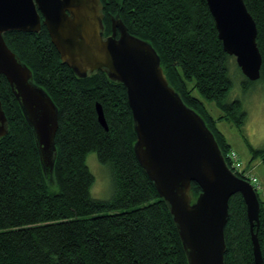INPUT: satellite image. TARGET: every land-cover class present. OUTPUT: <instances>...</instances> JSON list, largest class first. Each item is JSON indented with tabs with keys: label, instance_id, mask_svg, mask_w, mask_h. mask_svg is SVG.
Listing matches in <instances>:
<instances>
[{
	"label": "trees",
	"instance_id": "obj_1",
	"mask_svg": "<svg viewBox=\"0 0 264 264\" xmlns=\"http://www.w3.org/2000/svg\"><path fill=\"white\" fill-rule=\"evenodd\" d=\"M100 2L103 36L111 33V18L117 16L131 35L152 45L169 83L211 130L230 167L233 149L217 121L228 119L241 128L247 115L241 100H227L233 86L228 59L233 56L223 50L206 0ZM244 3L256 24L262 58L258 79L264 82V0ZM2 36L56 104L58 125L56 157L47 177L32 129L0 74V101L8 122L0 138V264H188L168 206L134 154L136 136L123 84L103 70L77 76L61 62L43 24L37 32L14 29ZM242 76L244 85L252 82ZM202 99L214 101L221 114L212 116ZM96 103L107 129L98 121ZM91 151L110 167L113 189L107 199L90 195L94 178L85 159ZM250 151L264 165V148ZM244 172L235 174L247 179ZM199 192L191 182L192 200ZM257 196L254 231L264 264V201ZM224 239V264H255L239 193L228 201Z\"/></svg>",
	"mask_w": 264,
	"mask_h": 264
},
{
	"label": "water",
	"instance_id": "obj_2",
	"mask_svg": "<svg viewBox=\"0 0 264 264\" xmlns=\"http://www.w3.org/2000/svg\"><path fill=\"white\" fill-rule=\"evenodd\" d=\"M223 50L234 56L248 80L260 77L257 28L244 0H206ZM100 0H0V74L10 84L32 129L43 172L56 157L58 108L33 81L30 68L6 45L8 30L39 31L43 24L62 63L79 77L103 70L125 87L136 140L134 154L165 201L188 264H224L228 201L241 194L246 205L255 264H263L254 225L259 200L252 184L227 165L211 130L169 83L152 45L131 35L119 17L103 36ZM99 123L107 129L102 107ZM8 122L0 101V138ZM191 182L200 187L192 200Z\"/></svg>",
	"mask_w": 264,
	"mask_h": 264
},
{
	"label": "rangeland",
	"instance_id": "obj_3",
	"mask_svg": "<svg viewBox=\"0 0 264 264\" xmlns=\"http://www.w3.org/2000/svg\"><path fill=\"white\" fill-rule=\"evenodd\" d=\"M237 68L234 56L230 57L228 69L233 86L228 93L227 100L235 98L241 100L247 115L245 123L241 128H237L230 120L221 119L217 121V127L225 135L231 148L238 154L242 164L241 168L245 171L244 174L257 179L259 187L255 190L257 189L259 199L264 201V165L261 159L253 157L250 151V147L264 148V82L256 79L249 85H244L245 78ZM192 93L200 97L195 89ZM202 100L212 116L217 117L221 114L214 101ZM85 163L94 178L89 189L90 195L99 199L109 198L113 189L110 167L100 163L93 151L86 154Z\"/></svg>",
	"mask_w": 264,
	"mask_h": 264
},
{
	"label": "built area",
	"instance_id": "obj_4",
	"mask_svg": "<svg viewBox=\"0 0 264 264\" xmlns=\"http://www.w3.org/2000/svg\"><path fill=\"white\" fill-rule=\"evenodd\" d=\"M228 158H229V161L231 163V168L234 171L242 172V168H241L242 164H241L240 158H239L238 154L236 153V151L230 150V152L228 153ZM244 175H245V177L249 178V181L252 183V185L255 188L259 187L258 181L254 176H249L246 174H244Z\"/></svg>",
	"mask_w": 264,
	"mask_h": 264
},
{
	"label": "bare ground",
	"instance_id": "obj_5",
	"mask_svg": "<svg viewBox=\"0 0 264 264\" xmlns=\"http://www.w3.org/2000/svg\"><path fill=\"white\" fill-rule=\"evenodd\" d=\"M234 173L235 171L231 168V166L229 167ZM248 181H249V178H248ZM250 182V181H249ZM251 183V182H250ZM252 184V183H251ZM253 186V185H252ZM253 188L255 189V187L253 186Z\"/></svg>",
	"mask_w": 264,
	"mask_h": 264
}]
</instances>
